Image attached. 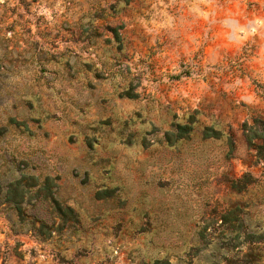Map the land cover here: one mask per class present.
Listing matches in <instances>:
<instances>
[{
  "label": "rangeland",
  "instance_id": "374dc122",
  "mask_svg": "<svg viewBox=\"0 0 264 264\" xmlns=\"http://www.w3.org/2000/svg\"><path fill=\"white\" fill-rule=\"evenodd\" d=\"M258 122L264 0H0V264H264Z\"/></svg>",
  "mask_w": 264,
  "mask_h": 264
},
{
  "label": "trees",
  "instance_id": "16d2710c",
  "mask_svg": "<svg viewBox=\"0 0 264 264\" xmlns=\"http://www.w3.org/2000/svg\"><path fill=\"white\" fill-rule=\"evenodd\" d=\"M187 74H189V73H187ZM187 76H189V75H187ZM176 78L177 79L181 78V75L177 76ZM258 124H260L261 127H264V122H258ZM178 127H185V126L178 125ZM181 136H183V135L182 134L179 135L177 137V139H182ZM204 137L205 138H213V135L211 134V130L210 129H206L204 131ZM263 149H264V146L259 147V153L260 154L263 151ZM246 180H247V177H245L243 180L238 181L236 184L246 182ZM53 202H54V205H55V209L58 210L59 212H63V210L60 207V204L57 201H53ZM154 264H171V262L169 260H161V261H158V262L156 261Z\"/></svg>",
  "mask_w": 264,
  "mask_h": 264
}]
</instances>
